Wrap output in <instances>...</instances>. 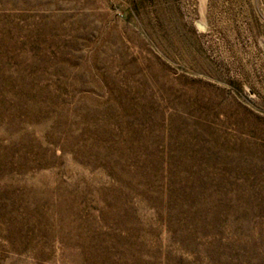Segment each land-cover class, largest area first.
I'll list each match as a JSON object with an SVG mask.
<instances>
[{
  "label": "rangeland",
  "instance_id": "rangeland-1",
  "mask_svg": "<svg viewBox=\"0 0 264 264\" xmlns=\"http://www.w3.org/2000/svg\"><path fill=\"white\" fill-rule=\"evenodd\" d=\"M0 264H264V0H0Z\"/></svg>",
  "mask_w": 264,
  "mask_h": 264
}]
</instances>
